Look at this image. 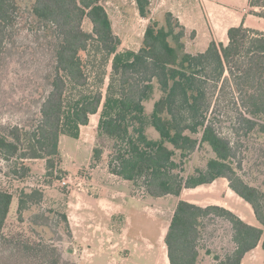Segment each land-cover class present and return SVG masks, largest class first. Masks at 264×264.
<instances>
[{
  "label": "trees",
  "instance_id": "1",
  "mask_svg": "<svg viewBox=\"0 0 264 264\" xmlns=\"http://www.w3.org/2000/svg\"><path fill=\"white\" fill-rule=\"evenodd\" d=\"M135 2L140 17L149 20L138 50L121 49L122 39L102 0H34L37 29L54 59L46 75L50 90L30 132L14 126L0 133V156L21 162L44 159L46 176L60 179L55 172L61 136L79 138L81 127L100 111L98 133L113 140L111 174L141 186L153 197L179 196L184 189L225 178L260 223L252 225L224 206L180 200L165 238L170 264H198L201 250L213 255L207 249L209 227L219 219L230 225L231 241L225 252L212 256L215 264H242L247 253L259 245L264 249L263 192L238 173L242 161L237 159L243 138L254 133L264 136V31L233 26L226 44L212 40L205 52L193 54L186 51V28L173 12L167 11L161 24L151 18V0ZM250 6L252 14L264 18V0H250ZM17 16L15 0H0V59ZM85 19L92 31L84 29ZM82 53L111 61L105 94L92 88L90 61ZM156 89L161 95L149 113L145 103ZM224 126L231 137L223 134ZM150 128L158 137L150 135ZM204 144L214 155L205 168L186 174V163ZM103 154L102 147H94V162ZM20 164L13 174L22 180L30 168ZM36 193L42 194L33 191L30 197ZM13 200V193L0 187V237ZM27 206L21 197L20 215ZM24 250L44 261L52 256L51 264L61 262L57 249L44 243L25 244Z\"/></svg>",
  "mask_w": 264,
  "mask_h": 264
},
{
  "label": "rangeland",
  "instance_id": "2",
  "mask_svg": "<svg viewBox=\"0 0 264 264\" xmlns=\"http://www.w3.org/2000/svg\"><path fill=\"white\" fill-rule=\"evenodd\" d=\"M15 1L18 6L16 24L0 59V133H7L14 126L23 128L24 132H30L39 120L41 103L50 90L46 75L54 67L52 50L46 45L42 32L38 31L37 21L33 16L34 0ZM201 1L206 3L207 7H212L219 14L217 17L245 8L247 15L252 13L250 0ZM201 1L165 0L161 6L157 0H153L151 18L164 24L168 10L196 15L202 22L199 28L204 27L202 33L208 34L209 27ZM102 4L110 15L115 33L122 39L121 49L138 50L149 20L140 17L135 0H102ZM83 26L86 31H92L89 19H85ZM192 33L186 35V51L193 54L205 52L208 46L203 47L202 38L192 42ZM82 57L90 61L87 71L92 88H100L105 94L111 78V61L104 63L99 59L89 58L88 53H82ZM100 79H103V82H100ZM160 95V91L156 89L153 99L145 103L149 113ZM100 113L99 111L92 115L89 124L81 127L79 138L61 136L60 160L55 172V176L60 179L46 176L44 159L21 162L15 159L4 160L0 156V187L10 190L14 195L3 236L0 237V264H51L52 256L44 261L41 257H34L25 252L24 245L28 243H44L51 248L55 247L61 256L60 264L141 263L142 260L137 257L132 263L121 258L122 255L128 254L125 248L132 249L131 245L123 244V241L119 248L110 250L107 245L118 243L117 239L112 240L110 232H101L99 240L84 230L85 225L82 226L81 221L87 224L88 230L96 223V217L91 212L97 205L98 198H104L109 206L116 203L123 209V215H119L115 222L125 221L123 224L129 231V238L144 232L158 247L161 231L169 225L172 208L178 198L173 195L150 196L141 186H135L132 182L110 173L108 163L113 152V140L98 133ZM223 131L224 135L232 136V132L225 126ZM149 132L150 135L158 137L152 128ZM242 141L244 146L237 156V159L242 161L238 173L247 183L260 189L264 199V136L254 133ZM96 146L102 147L104 154L102 159L95 163L93 149ZM213 155L207 144L202 145L186 163V174L197 167L205 168ZM176 159L179 160V156ZM20 163L30 168L22 180L15 178L13 174V169L21 168ZM64 179L69 183L64 185ZM33 191H40L42 194L36 193L30 197ZM21 197L27 200L28 206L20 215L18 208ZM179 199H189L202 206L218 203L234 212L238 210L244 213L255 226H260L255 215H252L247 207L252 208L230 189L225 178L210 185L184 189ZM101 220L99 219L98 224ZM107 222L105 221L103 227ZM71 226L78 227L77 237ZM209 229L211 236L207 249L213 255L216 252H225L224 249L230 246L231 241L230 225L219 219L211 223ZM106 241L108 244H104ZM161 245L167 249L166 243L162 242ZM213 255L207 253V250H201L198 264H215ZM150 257L145 264L154 263L155 258ZM244 264H264V249L259 246L246 254Z\"/></svg>",
  "mask_w": 264,
  "mask_h": 264
},
{
  "label": "crops",
  "instance_id": "3",
  "mask_svg": "<svg viewBox=\"0 0 264 264\" xmlns=\"http://www.w3.org/2000/svg\"><path fill=\"white\" fill-rule=\"evenodd\" d=\"M157 1L162 6L163 1H165V0H157ZM153 4H154L153 0H151V11L152 12H153V8H152ZM201 6H202V9L204 12L205 20H206L208 27H209V33L208 34L202 33V32H204V30H203L204 27L199 28L200 24H202L200 17H197L196 15H191V14L190 15L182 14L181 12H177V11H175V12H173L171 10H168V11L173 12V14L179 18L181 24L184 25V27L186 28L187 33H192V32L195 33V35L193 36L192 42L193 41L197 42L200 40V38H202V40L204 42L203 47H206V45L209 46V44L212 40H215L217 43L222 42V43L226 44L228 42V30H229V28H231L233 26L244 25V26L252 28V29L264 31V18L257 16L255 14H252V13L247 15L246 14V12H247L246 8L243 9L242 11H239V10H236L233 12L231 11V12H228L227 15H225V16L217 17V15H219V14H217L212 7H207L206 3L203 4V1H201ZM109 178H111V177H109ZM111 180H114V179H111ZM169 196H171V195H169ZM176 197L178 199H176V203L174 204V206L172 208V215L170 218V222H171L172 216L174 214L175 208H176V206L180 200H187L189 202H192L189 199H179V196H176ZM192 203H195V202H192ZM195 204H197V203H195ZM211 204L220 205L218 203H208V205H211ZM112 205L113 206L107 205L104 198H98L97 199V205L92 208V212H91V214L96 217V220H95L96 223H94V225H92V227L88 230V228L86 227L87 224H85V223L83 224V221H81L82 226L85 225L84 230H87L88 232H90L92 237L96 236L98 239H99V236L101 235V232H104V231L110 232L109 235H111L112 240H115V239L118 240V243L116 242V245H110V246L107 245V247H109L110 250H113V249L115 250V248L116 249L119 248L121 246L122 241H123V244L126 243V244L131 245L132 249H129L128 247L125 248V251L128 252V254H125V256H123V255L121 256V258H124V260H129L131 263H132L133 259L135 257H137L139 260H142L141 263H138V264H145V262H147L149 257L153 256L155 258L153 264H170V259L168 256V250L166 249L165 246L161 245L162 242L165 243V238H166V235L168 232L169 225L167 226V228L165 230L162 229L161 234H160V238H159L158 247H156V245L153 244L148 239L147 235L144 232L139 234L138 236H135L134 238H129V231L125 227V224H123L124 220L121 223L115 222V220L118 218L119 215H123L122 214L123 209H120L118 207L119 205H117L116 203L112 204ZM205 206H207V205H205ZM220 206H222V205H220ZM249 206H250V204H249ZM247 208L250 210L251 214L253 215L254 214L253 210L250 209L249 207H247ZM236 213L239 214L244 220H246V222L254 225L252 221L248 220L247 216H245L244 213L239 212L238 210H236ZM99 219H102L101 220L102 222H100L98 224ZM105 221H108V222L105 224V227H103ZM170 222H169V224H170ZM124 223H125V221H124ZM71 228L73 230V233H75V235L77 237L78 236V232H77L78 227L71 226ZM79 228H81V227H79ZM106 237H108V235ZM102 244H103V242H102ZM104 244H108V242L106 241V243H104ZM150 258H152V257H150ZM242 264H244V259L242 261Z\"/></svg>",
  "mask_w": 264,
  "mask_h": 264
},
{
  "label": "built area",
  "instance_id": "4",
  "mask_svg": "<svg viewBox=\"0 0 264 264\" xmlns=\"http://www.w3.org/2000/svg\"><path fill=\"white\" fill-rule=\"evenodd\" d=\"M68 183H69V181H68L67 179H64V180H63V184H64V185H66V184H68Z\"/></svg>",
  "mask_w": 264,
  "mask_h": 264
}]
</instances>
